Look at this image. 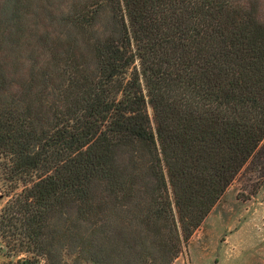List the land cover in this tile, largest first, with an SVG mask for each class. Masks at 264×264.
I'll list each match as a JSON object with an SVG mask.
<instances>
[{
	"label": "trees",
	"instance_id": "obj_1",
	"mask_svg": "<svg viewBox=\"0 0 264 264\" xmlns=\"http://www.w3.org/2000/svg\"><path fill=\"white\" fill-rule=\"evenodd\" d=\"M255 0H0L9 264H171L264 138Z\"/></svg>",
	"mask_w": 264,
	"mask_h": 264
},
{
	"label": "rangeland",
	"instance_id": "obj_2",
	"mask_svg": "<svg viewBox=\"0 0 264 264\" xmlns=\"http://www.w3.org/2000/svg\"><path fill=\"white\" fill-rule=\"evenodd\" d=\"M264 21V0H255ZM0 198V208L5 203ZM66 264L77 255L65 253ZM0 241V264L14 262ZM75 264H92L80 260ZM171 264H264V138Z\"/></svg>",
	"mask_w": 264,
	"mask_h": 264
}]
</instances>
